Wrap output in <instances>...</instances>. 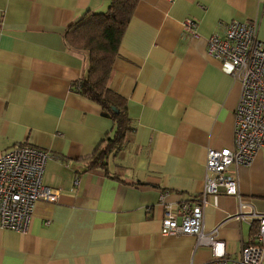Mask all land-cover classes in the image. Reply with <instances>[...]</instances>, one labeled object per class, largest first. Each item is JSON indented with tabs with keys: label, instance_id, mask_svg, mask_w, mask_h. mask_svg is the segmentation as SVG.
<instances>
[{
	"label": "crops",
	"instance_id": "0c3cea01",
	"mask_svg": "<svg viewBox=\"0 0 264 264\" xmlns=\"http://www.w3.org/2000/svg\"><path fill=\"white\" fill-rule=\"evenodd\" d=\"M110 0H0V155L29 144L48 152L28 228H0V264H201L215 255L188 234L163 235V200L194 203L208 148L230 147L240 84L207 38L233 19L255 21L264 41V0H139L120 40L108 85L126 99L134 129L91 166L112 135L94 101L71 89L88 55L64 31ZM196 22V35L183 22ZM228 173L245 203L208 194L203 226L216 227L225 257L253 242L251 213H264V148ZM46 220L48 221L46 223ZM262 264H264V254Z\"/></svg>",
	"mask_w": 264,
	"mask_h": 264
},
{
	"label": "built area",
	"instance_id": "2783aa9c",
	"mask_svg": "<svg viewBox=\"0 0 264 264\" xmlns=\"http://www.w3.org/2000/svg\"><path fill=\"white\" fill-rule=\"evenodd\" d=\"M183 27L196 35L192 19L186 18ZM207 52L229 63V74L240 84L232 145L207 149L203 191L194 203L180 201L173 207L160 194L159 201L164 204L160 232L188 234L195 237V246H210L215 257L201 264H262L264 214L251 213L253 242L243 245L239 254L230 258L223 255L217 228H204L203 206L208 194L233 195L238 200L235 217L243 216L245 204L238 195L235 178L227 171L231 165L249 164L256 151L264 148V41L257 35L255 21L233 19L223 24L221 33L207 38ZM48 157V152L29 144L14 145L0 155V228L26 231L36 201L56 200L57 192L41 182Z\"/></svg>",
	"mask_w": 264,
	"mask_h": 264
},
{
	"label": "trees",
	"instance_id": "16d2710c",
	"mask_svg": "<svg viewBox=\"0 0 264 264\" xmlns=\"http://www.w3.org/2000/svg\"><path fill=\"white\" fill-rule=\"evenodd\" d=\"M138 2L110 0L105 11L86 10L64 31L66 44L88 55L87 68L71 89L97 103L101 114L112 122V135L106 136L104 144L95 150L91 166L99 163L106 168L107 155L123 148L134 129L126 99L110 88L108 80L121 37Z\"/></svg>",
	"mask_w": 264,
	"mask_h": 264
},
{
	"label": "rangeland",
	"instance_id": "374dc122",
	"mask_svg": "<svg viewBox=\"0 0 264 264\" xmlns=\"http://www.w3.org/2000/svg\"><path fill=\"white\" fill-rule=\"evenodd\" d=\"M208 53V52H207ZM234 115V114H233ZM257 152V151H256ZM228 172V171H227ZM236 185H237V183H236ZM238 192V191H237ZM239 195V194H238ZM241 202L243 203V204H245L244 202H243V200H241ZM246 206V205H245ZM238 212H235V214H234V216H236V214H237ZM258 214V213H257ZM260 214H262V213H260ZM264 214V213H263ZM252 225H253V227L255 226L253 223H252ZM243 247V246H242ZM241 247V248H242Z\"/></svg>",
	"mask_w": 264,
	"mask_h": 264
}]
</instances>
